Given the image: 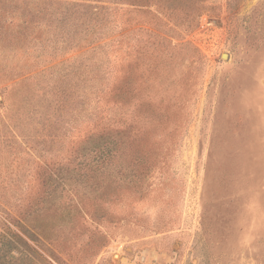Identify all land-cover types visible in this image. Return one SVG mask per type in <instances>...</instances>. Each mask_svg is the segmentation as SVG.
<instances>
[{"label": "rangeland", "instance_id": "1", "mask_svg": "<svg viewBox=\"0 0 264 264\" xmlns=\"http://www.w3.org/2000/svg\"><path fill=\"white\" fill-rule=\"evenodd\" d=\"M164 4L0 0V232L43 255L19 264H264V0ZM119 16L156 66L110 106ZM120 125L134 169H88Z\"/></svg>", "mask_w": 264, "mask_h": 264}, {"label": "trees", "instance_id": "2", "mask_svg": "<svg viewBox=\"0 0 264 264\" xmlns=\"http://www.w3.org/2000/svg\"><path fill=\"white\" fill-rule=\"evenodd\" d=\"M126 1L134 5L135 9H137L131 11L141 12L145 18H149L145 19L148 24L157 26L158 21L162 19L161 15L167 12L164 0ZM119 20L122 24L121 29L124 33L116 40V43L114 42L111 44V50L109 52L111 56H114L113 69L115 76L113 77L115 78H113L112 82H110L104 92L106 105L110 106L111 104H113V106H126L133 103L137 96V81L140 75H142L139 71L140 68L145 65V74H150L151 67L154 70V67L156 66L152 57L146 55L142 49H139L130 38L134 29H137L134 28V25L136 26L138 23V21H135L137 20V17L119 16ZM131 128V126L124 127L120 125L114 128L108 127L106 129L92 131L89 134V142L95 148L94 153L97 160L96 162L94 161L92 164H89L87 168L91 170H101L102 168H105L106 170H114L112 165L113 161L119 159L121 169L131 167L130 170H133L135 156L132 155L131 160L129 161L130 158L127 160V157L130 154L127 149V137H129L128 132ZM106 164L107 167H105ZM39 205L40 201L31 202L29 214L31 215L32 209L39 208ZM28 220L32 223L36 218H30ZM33 225L38 228L36 224L33 223ZM30 250L36 254L33 255V258L38 262L37 255L40 257L43 255L20 233L12 228L0 232V264H19L17 260L19 254H24L25 256L27 254L25 252H30ZM30 258L33 260L31 256Z\"/></svg>", "mask_w": 264, "mask_h": 264}]
</instances>
